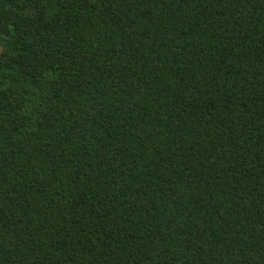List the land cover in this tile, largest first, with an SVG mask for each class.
I'll return each mask as SVG.
<instances>
[{
  "label": "trees",
  "instance_id": "trees-1",
  "mask_svg": "<svg viewBox=\"0 0 264 264\" xmlns=\"http://www.w3.org/2000/svg\"><path fill=\"white\" fill-rule=\"evenodd\" d=\"M0 264H264V0H0Z\"/></svg>",
  "mask_w": 264,
  "mask_h": 264
}]
</instances>
